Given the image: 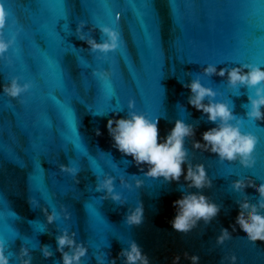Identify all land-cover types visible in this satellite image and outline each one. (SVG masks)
<instances>
[{
	"label": "water",
	"instance_id": "95a60500",
	"mask_svg": "<svg viewBox=\"0 0 264 264\" xmlns=\"http://www.w3.org/2000/svg\"><path fill=\"white\" fill-rule=\"evenodd\" d=\"M0 8V40L8 43L0 53V241L9 264H62L56 237L65 233L86 249L79 264H125L117 253L132 242L148 264H172L177 256L178 264H192V256L196 264H232L233 256L237 264H264V242H249L236 225L243 203L264 216L261 198L233 188L237 180L264 183V120L247 116L255 88H233L227 78L244 64L264 68L261 0H0ZM103 28L118 34V46L93 51L87 41L105 42ZM210 65L225 76L205 74ZM13 80L28 85L16 97L3 91ZM193 80L215 93L202 103L227 104L230 123L258 139L252 168L193 147L219 123L189 105ZM133 113L157 122L158 143L177 120L192 126L178 181L147 176L150 165L116 148L106 122ZM196 165L209 186L184 180ZM106 179L110 193L99 187ZM188 194L219 210L178 232L172 202ZM137 207L141 222L130 225ZM222 229L228 238L218 242ZM63 252L71 254L67 246Z\"/></svg>",
	"mask_w": 264,
	"mask_h": 264
},
{
	"label": "clouds",
	"instance_id": "9594fccd",
	"mask_svg": "<svg viewBox=\"0 0 264 264\" xmlns=\"http://www.w3.org/2000/svg\"><path fill=\"white\" fill-rule=\"evenodd\" d=\"M5 13L3 8H0V28L4 26ZM119 17V13H117ZM102 31L107 34L108 39L103 43H96L89 39L87 44L90 45L93 51L99 50L107 52L117 48L118 34L110 31L108 28H103ZM83 39V37H81ZM8 48V43L0 40V53H3ZM247 69V71H244ZM225 69L220 68L219 71L213 66H208L204 69L205 74H216L225 76ZM227 78L229 86L235 88L237 85H243L248 88H255V99L249 97L250 110L247 116L250 119L257 121L264 120V113L261 109L264 108V68L256 65L244 64L241 67H234L227 70ZM28 85L20 86L15 80L10 85L4 87L3 91L11 96L16 97L19 93L26 90ZM187 87L190 89L191 96L188 100L190 106L196 110L207 114L210 122H217L215 127L204 131L201 134V139L204 144L194 142V148H201L215 153L221 160L233 161L239 158L241 165L247 168H252L255 164L254 153L259 143L258 139L250 133H242L239 127V122L236 124L230 123L234 120V116L224 103H213L211 100L207 104L202 103L204 98L213 97L215 93L208 88L201 86L198 80H193ZM132 102L129 101V107ZM115 123V127H113ZM106 128L115 142L116 148L130 155L137 163H146L150 165L146 175L150 177H163L166 181H178L181 174V164L184 163L186 151L183 148L184 138L193 135L192 126L186 125L182 121L177 120L172 129L162 142L158 143V128L156 121H150L143 115L131 114L130 118H121L115 120L109 119L106 122ZM99 135V130L96 132ZM184 180L190 181V187L197 189L209 186L210 181L206 178L203 165H196L195 169L188 166L184 173ZM112 191L111 179H106L99 186ZM234 190L240 191L245 188L256 191L261 203L258 207L264 209V183L256 185L249 180L247 184L240 180L233 182ZM113 200L119 199L117 196L112 197ZM176 209V214L170 221L173 230L178 232H187L195 226L198 220L203 219L206 223L214 217L218 212V207L208 202L205 196L197 194H188L172 202ZM241 214L238 215L236 225L247 236L251 243L256 241L264 242V216L260 215L256 206L248 203L240 205ZM247 212L246 217L242 213ZM142 208L137 207L135 211L127 216V223L136 225L141 222ZM52 215H47L49 223L53 220ZM235 230V229H234ZM221 236L218 237V242H222L228 238L226 229L221 230ZM57 251L61 252L62 264H79V260L86 253V249L67 234H62L56 237ZM67 246L69 252H63V248ZM43 255L47 258L51 254L47 250V246L42 248ZM21 257L27 256V250L21 248ZM124 257L125 264H148L147 257L142 255L140 248L135 242L129 244L128 249H121L117 253ZM180 257H174L172 264H178ZM192 264H196L198 257L192 256L189 258ZM232 264H237L236 257L233 256ZM0 264H9L8 256L5 255L3 241H0ZM21 264H29V260H22ZM110 264H116V258H112Z\"/></svg>",
	"mask_w": 264,
	"mask_h": 264
},
{
	"label": "snow or ice",
	"instance_id": "6c2138e0",
	"mask_svg": "<svg viewBox=\"0 0 264 264\" xmlns=\"http://www.w3.org/2000/svg\"><path fill=\"white\" fill-rule=\"evenodd\" d=\"M261 3H264V0H261ZM259 64H260L261 66H264V61H261Z\"/></svg>",
	"mask_w": 264,
	"mask_h": 264
}]
</instances>
